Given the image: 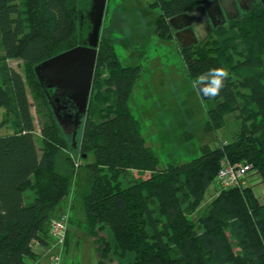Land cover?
Here are the masks:
<instances>
[{
	"label": "trees",
	"instance_id": "trees-1",
	"mask_svg": "<svg viewBox=\"0 0 264 264\" xmlns=\"http://www.w3.org/2000/svg\"><path fill=\"white\" fill-rule=\"evenodd\" d=\"M209 1L153 0L156 33L171 38L172 17ZM86 5L0 0V109L16 119L15 131L0 135V264H31L39 256L36 244L50 249L53 243L50 223L69 194L78 161L71 153L61 157L68 141L35 66L79 44ZM213 34L180 47L187 74L206 84L205 97L214 103L206 131L223 128L229 113L238 112L241 125L226 143L201 146V155L160 167L161 156L147 145L129 104L141 66L124 64L101 33L91 98L73 145L85 175L67 234L71 224L94 237L98 262L113 253L115 264H264V201L256 186H218L208 208L193 219L224 157L252 164L264 183V7L242 12ZM11 59L22 62L23 73ZM75 129L73 122L74 136ZM90 153L94 161L86 162Z\"/></svg>",
	"mask_w": 264,
	"mask_h": 264
},
{
	"label": "rangeland",
	"instance_id": "rangeland-1",
	"mask_svg": "<svg viewBox=\"0 0 264 264\" xmlns=\"http://www.w3.org/2000/svg\"><path fill=\"white\" fill-rule=\"evenodd\" d=\"M152 2L153 0H108L102 36L110 38L114 43L124 64L141 66V75L134 85L129 104L134 115L140 120L142 129L159 131V135L154 134L158 136V139H155L156 143L164 139L163 147L155 146L162 160L160 167H164L168 163L177 165L201 155L202 144H208L214 149L222 141L230 140L233 132L238 130V123L241 124V120L237 117L238 112L229 113L225 118V125L220 130L204 129L207 110L212 108L214 103L205 97L206 84L202 81H193L187 74L186 64L175 36L177 28L170 24L172 36L168 39L156 33L158 10L153 7ZM180 25L182 22H179ZM213 35L212 33L211 37ZM9 64L23 73L20 60L11 59ZM29 97L33 99L30 92ZM32 111L38 136L37 144L41 148L39 116L35 106L32 107ZM56 116L68 141V147L62 150L61 157L65 158L66 154L71 153L74 162L78 161L74 164L75 170L69 194L56 215L58 217L66 213L70 219L73 213V199L78 191L77 187L83 181L85 168L81 166L82 158L78 150L73 149V145L78 144L80 134L73 135V124L70 131L65 130L63 118L57 113ZM15 120L12 113L1 108L0 135L13 133ZM187 133L190 135L189 139L186 137ZM85 160L94 161L93 153H90ZM261 184L255 185V191L264 201V183ZM218 186L217 182H213L206 190L202 203L193 214L195 221L219 192ZM25 193L33 200V191L27 189ZM99 235L105 236V232L102 231ZM66 239L64 243L58 244L53 241L50 249L38 247L39 251L47 256L45 259L47 264H52L56 254L61 256L60 264L116 263V256L113 253L98 262L94 237L78 231L71 224L67 241Z\"/></svg>",
	"mask_w": 264,
	"mask_h": 264
},
{
	"label": "water",
	"instance_id": "water-1",
	"mask_svg": "<svg viewBox=\"0 0 264 264\" xmlns=\"http://www.w3.org/2000/svg\"><path fill=\"white\" fill-rule=\"evenodd\" d=\"M229 1L230 3H227V0H211L172 17L169 23L177 28L175 36L181 46L198 43L207 37L208 33L203 30L205 18L224 16L233 5L242 3V0ZM261 2L264 5V0ZM107 3L108 0H87L81 15L84 28L79 44L35 66L36 75L47 96L56 102L63 100L73 109L68 117L75 123V135L87 114L91 98ZM184 18H188L189 21L179 26V22ZM202 33L205 36H202Z\"/></svg>",
	"mask_w": 264,
	"mask_h": 264
},
{
	"label": "built area",
	"instance_id": "built-area-1",
	"mask_svg": "<svg viewBox=\"0 0 264 264\" xmlns=\"http://www.w3.org/2000/svg\"><path fill=\"white\" fill-rule=\"evenodd\" d=\"M227 141H224L226 143ZM219 187L228 189L233 187H247L262 185V179L259 177L256 169L252 164L233 161L228 157H224L221 160L220 168L216 177ZM69 230V216L64 213L56 218H53L50 227L49 234L56 244L64 243ZM39 245L34 246L36 253H39ZM61 256L56 254L52 259V264H60Z\"/></svg>",
	"mask_w": 264,
	"mask_h": 264
},
{
	"label": "flooded vegetation",
	"instance_id": "flooded-vegetation-1",
	"mask_svg": "<svg viewBox=\"0 0 264 264\" xmlns=\"http://www.w3.org/2000/svg\"><path fill=\"white\" fill-rule=\"evenodd\" d=\"M227 3H230V1L227 0ZM258 5H261L262 7H264L261 0H242L241 4L236 3L235 5L232 6L231 9L226 11L224 13V16L217 15L214 19H206L205 18L203 30H205L208 33L207 38H208V36L209 37L211 36V34L214 32V30L218 26L226 24L229 20L236 18L242 12L249 11ZM201 35L203 36L205 34L202 33ZM201 41H204V40H200L199 42H201ZM195 44H197V43H195ZM195 44H192V45H195ZM192 45H188V46H192ZM51 102H52L53 106L55 107L56 113L59 114L61 116V118H63L62 122H64L65 130L70 131L71 130V124H73V119L68 117V114L71 113L70 112L71 111L70 105L69 106L66 105L63 100L60 102H56V101L51 100ZM63 111H65V112H63Z\"/></svg>",
	"mask_w": 264,
	"mask_h": 264
},
{
	"label": "crops",
	"instance_id": "crops-1",
	"mask_svg": "<svg viewBox=\"0 0 264 264\" xmlns=\"http://www.w3.org/2000/svg\"><path fill=\"white\" fill-rule=\"evenodd\" d=\"M187 21H189V19L188 18H184L183 20H181L180 22H182V23H187ZM177 39V38H176ZM178 41V40H177ZM179 42V41H178ZM180 47H182L181 46V44L179 43V48ZM200 87V86H199ZM199 87H197V92H198V88ZM198 94H199V92H198ZM200 96V95H199ZM240 123H238V126L240 127ZM144 131H143V135H144V137H145V139H146V142H147V145H149V146H152V147H154V148H156L155 146L156 145H158V146H161L162 145V147L164 146V139L162 138V142H159V143H156L157 141H155V139H158V136H155L154 134L156 133V134H158L159 135V131H155V130H153V129H143ZM224 141H227V140H224ZM204 145H207V144H204ZM203 144L201 145V146H204ZM200 146V147H201ZM158 150V149H157ZM135 174H136V172H135ZM41 251V250H40ZM39 251V256H37V258L36 259H34L33 261H32V263L31 264H47L46 262H45V259L47 258V256L44 254V253H41ZM49 263V262H48Z\"/></svg>",
	"mask_w": 264,
	"mask_h": 264
},
{
	"label": "clouds",
	"instance_id": "clouds-1",
	"mask_svg": "<svg viewBox=\"0 0 264 264\" xmlns=\"http://www.w3.org/2000/svg\"><path fill=\"white\" fill-rule=\"evenodd\" d=\"M220 86H221V85H220L219 81H217V89H218Z\"/></svg>",
	"mask_w": 264,
	"mask_h": 264
}]
</instances>
